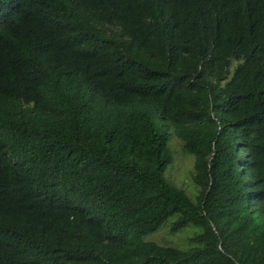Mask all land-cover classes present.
Instances as JSON below:
<instances>
[{
  "label": "trees",
  "instance_id": "obj_1",
  "mask_svg": "<svg viewBox=\"0 0 264 264\" xmlns=\"http://www.w3.org/2000/svg\"><path fill=\"white\" fill-rule=\"evenodd\" d=\"M0 264H264V0H0Z\"/></svg>",
  "mask_w": 264,
  "mask_h": 264
},
{
  "label": "rangeland",
  "instance_id": "obj_2",
  "mask_svg": "<svg viewBox=\"0 0 264 264\" xmlns=\"http://www.w3.org/2000/svg\"><path fill=\"white\" fill-rule=\"evenodd\" d=\"M169 146L172 148L174 156L171 163H168L163 171L164 176L174 182L175 184L183 187L185 191L190 194L192 191L190 190V170L192 166V156L187 152H184L181 149L180 141L178 138L173 134H169L168 139ZM187 229L184 228L178 232L177 235H170L169 237L166 236L164 233L165 231H157L154 234L148 236V238L155 239L157 241L165 242L167 240H177L181 241L180 238L183 236V232H186ZM177 232V233H178ZM166 239V240H165ZM180 246V245H179Z\"/></svg>",
  "mask_w": 264,
  "mask_h": 264
}]
</instances>
